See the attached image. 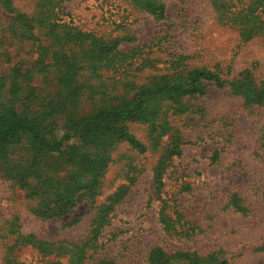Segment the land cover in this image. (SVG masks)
I'll return each mask as SVG.
<instances>
[{
	"label": "rangeland",
	"instance_id": "obj_1",
	"mask_svg": "<svg viewBox=\"0 0 264 264\" xmlns=\"http://www.w3.org/2000/svg\"><path fill=\"white\" fill-rule=\"evenodd\" d=\"M161 1L164 14L134 0H11L12 11L0 1V69L33 74L31 100L59 128L66 118L127 107L163 74L206 68L228 81L161 99L148 110L154 118L123 123L145 152L117 138L107 151L86 147L109 155L97 187H86L91 175L79 163L39 151L29 136L0 145V264H71V255L43 252L56 244L82 249L80 264H150L155 247L264 264V100L235 85L248 76L264 87V0ZM22 14L35 20L31 36L19 34ZM69 31L117 42L118 52L105 67L90 56L65 86L39 71L43 57L68 52ZM12 80L14 94L19 86L33 92L27 80L17 89ZM54 186L78 202L46 217Z\"/></svg>",
	"mask_w": 264,
	"mask_h": 264
},
{
	"label": "trees",
	"instance_id": "obj_2",
	"mask_svg": "<svg viewBox=\"0 0 264 264\" xmlns=\"http://www.w3.org/2000/svg\"><path fill=\"white\" fill-rule=\"evenodd\" d=\"M3 1L8 11H12L11 0ZM142 5L145 9L153 14H164L165 5L161 0H134ZM21 23L17 25L18 28H23L20 31L22 36H31L34 28V18L28 17L25 14L19 15L16 21ZM48 23L51 22L47 18ZM43 22V20H42ZM41 22V23H42ZM44 23V22H43ZM67 32V39L72 40L71 47L67 50L61 47L57 55L53 56L50 61L43 57L41 59L40 74H50L57 76L59 85H68L70 80L80 68L82 62L90 56H95L97 67H105L111 62L118 52V43H108L104 40L96 38L95 35L87 32ZM66 43V41H65ZM48 52L44 53L47 55ZM21 78L19 79V77ZM33 74L17 73L16 69L11 70L8 74L3 73L0 69V145H10L19 141L23 136H29L36 144V148L41 152L50 154L61 153L66 154L68 161L77 162L82 168L91 175V179L86 187H97L100 183V178L104 172L109 155L106 153L105 157H100L93 154L94 151L89 150L103 148L107 151V147L111 145V139H119L126 142L133 149L145 152L147 147L132 134L126 127L123 126L128 120H147V116L154 118L156 111L153 109L148 113L151 105H156L161 99H179L183 95L203 94L205 91L206 83H213L218 86H224L228 83L226 79H222L218 74L206 69L195 68L189 70L186 74L182 75L181 71H174L172 73L163 74L157 80L143 84L139 87L136 96L131 104L124 108L103 109L98 113L84 119H64L62 127H58L57 121L52 118L48 120V113H40L35 102L31 97L36 92V88L30 86V80L33 79ZM12 78L15 82L14 87L17 89L22 83V80H27V87L32 89L25 90L19 86V93L16 95L13 92V84L10 86L7 80ZM248 76L243 77L240 81L235 83L243 95L250 97L252 101L264 100V87L258 89L251 81L247 84ZM18 91V90H17ZM5 93V94H3ZM78 95V91H75ZM75 93L70 94L72 99ZM15 95L16 99H7L8 96ZM29 94L28 98L26 96ZM23 96V99H21ZM72 140L75 143L70 144ZM86 147H88L86 149ZM86 149V150H85ZM101 152L103 150L101 149ZM98 153L99 155L101 154ZM23 183V181H20ZM68 191L61 190L60 187H53V196L49 197V204H53L55 209L46 208L41 211L43 216L52 217L57 215L66 214L70 208L77 205L78 200L75 197H68ZM47 205V207L49 206ZM54 212V213H53ZM31 242V241H29ZM54 245V244H53ZM52 245H49V247ZM64 246H57L52 249H44L43 252L56 253L59 255H71V264H78L83 257L84 251L82 249L73 251L71 249L64 250ZM150 264H172L173 262L184 261L185 264H228L225 259L217 258L216 254H210L203 259L197 253H190L185 251H178L174 254H167L160 247H155L149 254ZM11 264H25L11 259ZM49 264H63L61 261H54ZM80 264V263H79ZM99 264H110L109 262H101Z\"/></svg>",
	"mask_w": 264,
	"mask_h": 264
}]
</instances>
